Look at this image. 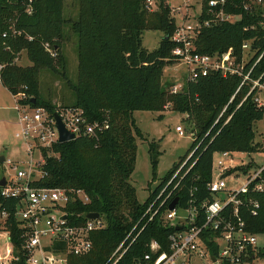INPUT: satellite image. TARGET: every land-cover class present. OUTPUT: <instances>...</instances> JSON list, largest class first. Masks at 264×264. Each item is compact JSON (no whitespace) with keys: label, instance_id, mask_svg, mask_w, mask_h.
<instances>
[{"label":"trees","instance_id":"obj_1","mask_svg":"<svg viewBox=\"0 0 264 264\" xmlns=\"http://www.w3.org/2000/svg\"><path fill=\"white\" fill-rule=\"evenodd\" d=\"M0 0V71L1 83L12 93L24 91L31 105L55 107L50 98L39 90V70H56L53 57L44 43L55 50L60 66H64L62 47L76 36L77 79L68 80L74 99L63 105H77L90 120L107 118L109 127L98 139L85 135L57 142L53 152H45V171L37 184L81 188L88 200L76 201L68 208L83 222L90 211L103 216L105 225L92 230L90 250L81 255H70L68 264H103L109 254L143 212L155 192L139 201L136 188L130 181L137 156L136 136L141 134L133 111H160L169 103L172 109L185 112L194 120V136L190 148L178 163L164 175L160 184L177 169L195 143L210 129L195 151V162L183 179V189L196 187L204 191L211 178L212 153L216 150L255 151L260 142L255 140L254 122L262 118L264 103L255 100L258 85L264 86V10L254 0H227L225 12L237 15L233 20H216L198 31L196 51L208 54L229 53L242 62V73L223 75L210 70L195 80L185 81L178 92H171L172 82L161 81L164 66L173 60L171 40L174 18L162 1L158 9L150 11L144 0H74L76 15L66 16L65 0ZM245 4L248 7H245ZM206 3L200 17H209ZM147 29L161 30L163 36L153 49L142 44ZM5 34V35H3ZM249 41V48H242ZM25 50L31 64H18L14 58ZM248 55V56H247ZM248 77L243 80L244 75ZM35 98V102L30 101ZM226 105L222 116L214 123ZM162 114H159L161 117ZM229 119L224 122L228 117ZM152 174H156L160 154L158 140L148 143ZM264 174V169H263ZM158 184V185H160ZM177 194V192H176ZM260 201L257 214L243 209L247 229L264 232V193L255 194ZM0 205L10 211L14 201L0 194ZM176 225H168L156 215L139 233L125 252L120 264H132L148 250L147 242L155 239L160 250L170 251V233ZM15 249H21L18 224L11 227ZM261 254V252H260ZM22 263V259L19 260Z\"/></svg>","mask_w":264,"mask_h":264},{"label":"built area","instance_id":"obj_2","mask_svg":"<svg viewBox=\"0 0 264 264\" xmlns=\"http://www.w3.org/2000/svg\"><path fill=\"white\" fill-rule=\"evenodd\" d=\"M31 1L28 0L26 6L28 13L32 11ZM161 1L169 7L170 15L174 18L175 26L170 38L175 46L171 53L173 59L187 66L189 73L185 81L195 80L210 70H219L223 75L242 73V62L236 61L229 53H203L196 51L194 45L202 26L237 17L223 10L227 0H201L198 12L188 10L187 7L194 5L190 0H182L180 4H173L170 0H144L150 11L158 9ZM254 1L264 5V0ZM204 2L209 17H200ZM245 7L248 5L245 4ZM249 44V41H244L242 48L248 49ZM44 46L50 54L56 53L48 42ZM4 65V62H0V71ZM247 77L248 73L243 80ZM184 83H173L170 91H181ZM255 85L264 88L258 80H253L251 89ZM14 96L13 107L17 113L14 135L22 141L28 158L24 161L5 158L3 161L9 171L0 175V178L4 176L0 194L14 201V209L10 211L0 205V264H68L70 255H81L90 250V232L102 228L105 220L99 214L93 218L85 215L83 222L73 221V216L77 218L79 215L70 211L68 206L77 200H88L81 188L37 184L45 173L42 168L45 151L51 154L54 144L61 142L54 112L59 115L67 131L74 133V138L85 135L98 139L99 134L109 127V121L107 118L88 119L81 106L58 104L50 110L44 105L21 102L20 98H27L24 91H18ZM255 100L262 104L257 95ZM225 108L226 105L214 123ZM175 129L182 133L179 124ZM210 129L195 143L177 169L163 183L156 185L158 187L139 218L103 264H120L125 252L156 215H160L168 225H176V230L168 236L170 251L160 250L159 242L151 239L147 242L148 250L132 264H255L260 253L257 238L247 229L242 211L245 209L255 215L259 210L260 201L255 194L264 193V163L253 165V160L243 161L242 158L237 163L234 162V153L244 151L216 150L212 153L211 178L206 182L204 191L195 186L183 189V179L195 162V151ZM257 150H264V142ZM215 154L218 155L216 160ZM240 173L246 178L239 186L229 188L226 179H238ZM175 196L177 203L169 208ZM12 219L18 224L19 252L15 249L10 229Z\"/></svg>","mask_w":264,"mask_h":264},{"label":"rangeland","instance_id":"obj_3","mask_svg":"<svg viewBox=\"0 0 264 264\" xmlns=\"http://www.w3.org/2000/svg\"><path fill=\"white\" fill-rule=\"evenodd\" d=\"M173 4H180L182 0H170ZM74 0H65L64 12L66 16L76 15V3ZM191 4L188 8L190 12H198V6L201 0H190ZM264 10V5H262ZM163 36L161 30L147 29L142 35V44L153 49L159 43ZM73 39L64 43L62 47V55L64 56V66H60L56 54H50L53 57L56 70L49 68H40L39 70V90L44 98H50L54 105L70 103L74 99L72 89L69 87L68 80L74 82L77 79V49L76 36L72 34ZM248 56V55H247ZM18 64H31L26 51L21 50L18 56L14 58ZM187 66L178 60L173 59L167 63L162 72L161 81H169L172 83L185 82L188 75ZM257 96L259 101L264 103V88L258 86ZM15 96L0 81V154H4L5 158L11 160L24 161L28 158L25 153L22 141L15 135L16 129V110L13 105ZM159 114H162L159 117ZM136 124L141 129V134L136 136L137 156L135 167L130 175V181L136 188V196L139 201H143L149 192L158 185L164 175L178 163L193 141L194 136V120L189 118L185 112H179L172 109V106L163 107L160 111H151L137 109L133 111ZM179 124L182 128L180 134L175 126ZM253 129L255 132V140L264 142V114L262 118L254 122ZM151 139L158 140L160 154L156 167V174H152L151 164L148 154V143ZM260 149V148H259ZM46 152V151H45ZM41 157V155H37ZM234 162L242 158L243 161L253 160V165H261L264 163V150H256L251 152L234 153ZM218 155H214L216 160ZM236 164V163H235ZM9 171L5 162H0V175ZM246 178L242 173L238 174V179L227 178V186L234 188L239 186ZM257 238V247L261 254L255 259V264H264V232L255 233Z\"/></svg>","mask_w":264,"mask_h":264},{"label":"water","instance_id":"obj_4","mask_svg":"<svg viewBox=\"0 0 264 264\" xmlns=\"http://www.w3.org/2000/svg\"><path fill=\"white\" fill-rule=\"evenodd\" d=\"M30 101L31 102H35V98L34 97H30ZM54 116L56 119V124L59 130V140L60 141H66L69 139L74 138V133L67 131V129L64 127L59 115L54 112ZM5 160V155L4 154H0V162H3ZM4 183V176H1L0 178V184ZM177 203V196H175L171 202L169 203L168 207L169 208H173ZM99 215V213L97 211H90L86 214L87 217L93 218V217H97Z\"/></svg>","mask_w":264,"mask_h":264}]
</instances>
